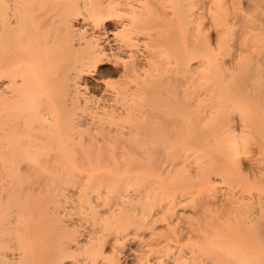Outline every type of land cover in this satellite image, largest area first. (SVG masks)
<instances>
[{
    "label": "bare ground",
    "instance_id": "obj_1",
    "mask_svg": "<svg viewBox=\"0 0 264 264\" xmlns=\"http://www.w3.org/2000/svg\"><path fill=\"white\" fill-rule=\"evenodd\" d=\"M185 1L0 0V264H264V32Z\"/></svg>",
    "mask_w": 264,
    "mask_h": 264
},
{
    "label": "rangeland",
    "instance_id": "obj_2",
    "mask_svg": "<svg viewBox=\"0 0 264 264\" xmlns=\"http://www.w3.org/2000/svg\"><path fill=\"white\" fill-rule=\"evenodd\" d=\"M171 1L172 2L174 1L173 3L175 5V7H172L171 9H173V8L177 9V10L174 9L176 15L174 14V16H175L174 20L175 21L174 20L173 21H174V23H178L179 22L178 19H175V18H177L176 17L177 14H178L177 12L181 13L180 12L181 10H179V9H182L181 8L182 5L186 6V3H184L186 1L185 0H171ZM187 3H188V0H187ZM193 3H194L193 4L194 10L199 12L198 13L199 18L202 16V18H200V21H203V24H204L203 27L205 26V28H207L208 31L210 32L211 41H213V37L214 36L216 37V33L217 32H215V31L217 29H219V27L220 28L222 27L220 24H219L220 26L213 25V21H211V19H213V18H211L212 17L211 14L217 13L222 7H223V9L226 10L227 13H231V14H242V13L243 14H247V18L248 19H247V22L244 25V27H248L249 29L252 30V32H259V31H263L264 32V0H193ZM209 16H211V17L209 18ZM180 22H182V20ZM210 22L212 24H210ZM181 25H182L181 23H180V25H178L179 27L177 26V24H176L177 27L174 25L176 27V29H177V30L175 29L176 30V34H177V31H178V33H180L179 32L180 30H178V28H180V27H181L180 29H182V27H183V32H185L184 30L186 28L184 29V26H181ZM174 26L172 27L173 29H174ZM236 26L238 28H242L243 27L242 25H236ZM188 32H187V35H188ZM174 33H173V35H174ZM180 34H182L181 37H183V38L186 36L184 33H180ZM180 34H177V35H180ZM189 34L192 35L191 33H189ZM173 37H177V36L174 35ZM38 240H41V238H39ZM38 240L37 241H33V242L38 243ZM40 243H42V242H40ZM10 250H11L10 253H14L16 257L19 255L18 254V252H19L18 249H12V247H11ZM17 250H18V252H17Z\"/></svg>",
    "mask_w": 264,
    "mask_h": 264
}]
</instances>
